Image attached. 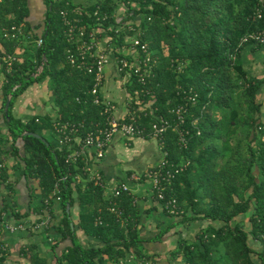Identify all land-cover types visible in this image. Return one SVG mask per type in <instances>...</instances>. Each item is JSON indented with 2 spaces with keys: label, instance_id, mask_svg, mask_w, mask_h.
I'll return each instance as SVG.
<instances>
[{
  "label": "trees",
  "instance_id": "1",
  "mask_svg": "<svg viewBox=\"0 0 264 264\" xmlns=\"http://www.w3.org/2000/svg\"><path fill=\"white\" fill-rule=\"evenodd\" d=\"M119 1L125 6L122 10L125 16L120 22H135L141 31L140 38L149 44L157 59L155 76L148 85L142 86L134 80L128 87L133 95L138 91L146 105L144 108L136 105L142 116L148 114L143 116L145 126L149 127L158 114L173 119L170 109L185 101L183 94H179L182 88L199 93L197 105L190 108L187 116L186 126L191 129L189 147L180 148L176 130L170 129L166 135L165 148L171 158L176 162L190 161L168 193L178 198L182 221L221 224L203 227L195 241L180 239L172 257L183 255L187 264H264V129H260L264 117L263 103L258 99L264 76L250 74L243 60L246 47L254 52L264 48V44L252 38L243 40L244 36L264 29V0ZM44 2L43 23L33 24L30 0H0V27L24 24L29 35V38H5L0 31L2 111L8 130L7 135L0 136L3 165L0 178L14 191L4 177L3 157L12 154L19 158L24 163V174L39 180L43 196L38 208L44 209L45 217H51V222L56 201L47 204L46 200L57 193L59 182L58 203L64 218L55 228L63 240H71V245L58 258L59 264H120L130 256L134 262L146 264L150 260L156 264L143 246L138 221L129 218L130 213L135 216L137 213L133 194L121 191L118 197H105V189L95 181L83 184L87 176L84 158L68 164L67 145L58 149L43 135L45 141L27 134L54 128V121L59 120L84 121L81 131L84 136L96 122L103 121L102 107L91 98L88 103L77 101V97H86L93 79L68 63L60 13L73 7L94 12L100 7L101 15L110 16L105 24L117 26L119 3L116 0H99L88 5L73 0ZM258 7L262 18L256 13ZM128 34L132 31L128 30ZM39 37L43 39L41 46L37 43ZM8 55H17V59L8 60ZM44 56L42 71L35 76ZM47 79L58 113L54 121L50 116L29 121L14 117L12 107L16 98L29 86ZM146 89L152 90L153 97L145 93ZM196 118L200 135L192 124ZM7 140L11 142L8 149ZM76 200L80 205L77 227L98 239V244L89 247L82 244L68 209ZM114 201L119 214L110 209ZM245 219L251 224L249 228ZM253 243H259L260 249ZM7 250L0 253V263Z\"/></svg>",
  "mask_w": 264,
  "mask_h": 264
},
{
  "label": "crops",
  "instance_id": "2",
  "mask_svg": "<svg viewBox=\"0 0 264 264\" xmlns=\"http://www.w3.org/2000/svg\"><path fill=\"white\" fill-rule=\"evenodd\" d=\"M73 1L81 4L78 0ZM94 2L97 1L91 3ZM30 7L32 11L31 22L42 24L46 8L44 0H30ZM261 53H264V48L254 52L250 50V47H246L243 55L245 67L246 63L253 62V58L260 56ZM262 63L264 64V59H262ZM248 72L252 74L250 70ZM102 93L116 105L115 113L118 117L126 115L129 110L136 108V105L142 106L141 108L146 106L142 102H130L131 93L118 75L114 62L106 69ZM2 106L3 91L0 84V136L7 135L8 131ZM12 114L23 121L45 116H50L54 121L58 113L48 79L34 83L18 96L14 101ZM262 117H264L263 107ZM39 132L56 148L65 147L54 128H43ZM4 137L7 139L6 136ZM10 143L7 140L5 148H10ZM21 145L22 143H19L20 147ZM161 157L162 147L157 140L144 137L126 139L118 134L106 155L101 159L94 157L93 149H87L85 157L87 176L83 184L86 185L87 182L94 181L96 175H102L109 187L105 191V197H108L113 185L119 181H126L133 174L143 173L157 164ZM3 159L4 177L7 183L13 185L14 191H11L0 178V213L9 223L15 224L20 221L26 223L27 227L14 233L6 230L1 231L0 239L6 244L8 252L0 264H59L58 258L71 245V240H63L61 233L55 228L64 218L60 203L56 202L54 205L53 222L48 227L36 228V223L45 217L44 209L38 208L42 204L43 196L39 180L24 174V163L20 162L19 158L7 154ZM128 184L131 186L135 198L134 211L137 212L136 216L130 213L131 217L129 216V218L138 221L137 230L143 239V246L146 252L155 259L156 264H187L185 256L179 255L173 258L171 255L177 247L178 241L180 239L195 241L197 233L203 227H207L209 224H221L220 222L213 223L202 220L184 222L181 216L169 214L164 209L162 202L154 196L149 181L132 180ZM183 186L184 184H182ZM68 209L74 224H76L82 244L86 247L98 244V239L86 235L77 227L80 218L78 200ZM128 264L132 263L129 262Z\"/></svg>",
  "mask_w": 264,
  "mask_h": 264
},
{
  "label": "built area",
  "instance_id": "3",
  "mask_svg": "<svg viewBox=\"0 0 264 264\" xmlns=\"http://www.w3.org/2000/svg\"><path fill=\"white\" fill-rule=\"evenodd\" d=\"M99 8L91 12L85 11L81 7H73L70 10L64 9L60 13L67 41L66 59L73 67L93 79V86L85 93L86 97H77V101L88 103L91 98L94 104L102 107L100 113L103 120L102 122H96L94 128L87 131L84 136L81 134L85 126L84 121H54V130L70 150L65 160L68 164H76L80 158L85 159L86 151L90 148L94 150V157L101 159L106 155L118 134L126 139L136 137L155 139L162 147V157L159 162L141 174H133L126 181L117 182L110 188L108 197L110 199L118 197L121 191L132 193L128 182L146 180L151 183L152 192L156 199L162 202L164 209L169 214L180 215L183 210L179 205L178 198L173 194L169 195L168 192L172 189V184L177 175L185 171L190 161L176 162L171 158L170 151L165 148L166 135L170 129L176 130L180 148L187 149L189 147L191 129L186 126L187 116L190 108L197 105L199 93L193 89L187 91V89L182 88L179 94H183L185 101L170 109L169 112L173 119L164 114H158L150 122L149 127H146L143 123V116L146 117L148 114L143 113L142 116L139 109L132 108L126 115L118 117L115 113L116 105L102 93L107 67L114 62L118 75L127 87L131 86L134 80L140 85L146 86L155 76L157 59L153 56L149 44L140 38L141 31L135 26V22H120L125 15H123V12H119L116 16L119 25H106L105 21L110 16L107 13L101 15L98 11ZM256 13L259 18H262L261 7L257 8ZM25 29L24 24H15L10 28L0 27V31L2 30L5 38L13 39H18L21 36L29 38ZM128 30L132 31L131 35L128 34ZM249 38H252L256 43L264 44V29L244 36L243 40L248 41ZM37 43L38 46H41L43 39L39 37ZM7 58L13 61L17 59V55H8ZM43 58L44 61L39 65L37 72L34 73L35 76L42 71L43 64L46 61V57ZM181 68L179 66V69ZM145 93L153 97L151 89H146ZM134 101L141 102L138 91L135 92V95L131 94L130 96V102L133 103ZM198 122L199 119L196 118L192 124L197 128V134L200 135L201 129ZM260 129H264V125H261ZM2 166L0 164V168ZM94 181L105 191L108 190L109 187L102 175H96ZM56 192L49 196L46 200L47 204L50 200L56 202L61 200L58 194L59 182L56 184ZM111 203L113 205L110 209L118 213L115 208L116 202ZM51 219L49 216L44 217L39 223H36L35 227H48ZM98 222L102 223V219L98 218ZM26 227V223L20 221L15 224L9 223L4 215L0 213V235L2 230L14 233L24 230ZM6 248V244H3L0 239V253L5 251ZM134 260L130 256L126 260H121L120 264H128L129 262L142 264V262H134ZM146 264H151V261L147 260Z\"/></svg>",
  "mask_w": 264,
  "mask_h": 264
},
{
  "label": "rangeland",
  "instance_id": "4",
  "mask_svg": "<svg viewBox=\"0 0 264 264\" xmlns=\"http://www.w3.org/2000/svg\"><path fill=\"white\" fill-rule=\"evenodd\" d=\"M78 1H80L81 4L83 3L84 5L85 4L88 5L89 3L93 2V1H99V0H78ZM116 1L118 2L119 0H116ZM118 3H119V6H120L118 8V11L121 13L122 10H125V6L123 5V3L121 1H119ZM262 59H264V53H261L260 56H256V58H253L252 61L254 63L251 62V61H250V63H246V68L248 70H250L252 72V74L255 75V76H259V77L264 76V64L262 63ZM247 60H249V59H247ZM258 99H259V101H261L263 103V109H264V85L260 89V93H259ZM238 100H239V98H238ZM243 221L246 223L245 225H247V228H249L251 226V224L248 221V219H245ZM258 245H259V243L255 244V245L253 243L254 247H257L258 249H260V246H258ZM255 257L257 258V255H255Z\"/></svg>",
  "mask_w": 264,
  "mask_h": 264
},
{
  "label": "water",
  "instance_id": "5",
  "mask_svg": "<svg viewBox=\"0 0 264 264\" xmlns=\"http://www.w3.org/2000/svg\"><path fill=\"white\" fill-rule=\"evenodd\" d=\"M9 106H10V100H8L7 105H6V114L7 115H8V111H9ZM27 134L33 135V136L38 137V138H42L45 141V139L39 133L28 132Z\"/></svg>",
  "mask_w": 264,
  "mask_h": 264
}]
</instances>
